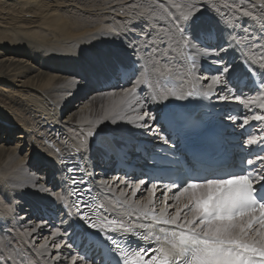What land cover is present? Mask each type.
I'll return each mask as SVG.
<instances>
[{
    "label": "bare ground",
    "instance_id": "6f19581e",
    "mask_svg": "<svg viewBox=\"0 0 264 264\" xmlns=\"http://www.w3.org/2000/svg\"><path fill=\"white\" fill-rule=\"evenodd\" d=\"M189 4L199 10L193 18L202 13L203 20L216 26L224 51L214 48L208 53L193 46L190 34L182 35L179 26ZM261 5L264 0H0V134L6 142L18 137L12 148L0 145V264H73V259L76 264H92L72 244L79 238L84 243L91 239L88 220L95 224L115 220L116 225L132 227L136 235L123 233L124 239L132 253H142L150 242L143 236L156 237L153 227L168 226L157 223L164 197L170 206L164 218H171L177 208L189 203V194L180 195L182 190L175 188L169 191L164 183L149 182L147 177L134 182L135 174L127 178L114 172L117 149L136 166L146 160L128 144V138L112 134L142 141L148 152L160 145L173 148L157 136L164 137L160 116L166 103L177 102L188 92L213 94L214 105L223 115L230 105L239 104L247 123L236 129L241 132L252 125L250 139L262 143L264 120L253 117L264 115V94L247 88L243 91L247 99L241 104L233 98V88L229 100L222 101V84L210 89L211 75L200 76L198 65L194 72L184 65L188 54L198 58L211 54L214 67L231 63L244 79L249 78V69L264 79ZM245 11L251 16H244ZM51 43L59 46L51 50L56 54L46 65L26 50ZM109 54L123 62L126 67L121 70L130 69L133 61L139 65L130 85L110 87L115 74L86 72ZM221 57L222 63L214 62ZM72 63L80 64V69L70 70ZM168 79L172 82L166 85ZM132 87L135 98L125 97L124 92ZM84 89L95 91L88 101L72 106L77 97H84ZM103 101L108 102L105 108L99 106ZM71 107L68 119L61 121L63 109ZM113 111L119 112L115 120L108 116ZM144 112L155 118L148 120L151 129L141 127L145 121L139 117ZM220 120L229 125L225 117ZM89 131L92 136L87 135ZM208 142L217 147L212 138ZM27 167L39 168L44 176L26 172ZM52 179L46 186L45 181ZM141 180L145 181L142 185ZM152 184L157 186L154 193ZM141 201L155 212L146 216L138 212L135 206ZM46 208L54 210V218L48 217ZM187 212L183 209L182 218ZM49 226L54 227L52 231ZM89 248L83 244L80 250L84 254Z\"/></svg>",
    "mask_w": 264,
    "mask_h": 264
},
{
    "label": "snow or ice",
    "instance_id": "6c2138e0",
    "mask_svg": "<svg viewBox=\"0 0 264 264\" xmlns=\"http://www.w3.org/2000/svg\"><path fill=\"white\" fill-rule=\"evenodd\" d=\"M188 7L190 10L183 15L179 26L182 35L190 34L193 46L195 42H206L207 47H215L218 51H224L223 44L220 43L221 35L216 26L212 22L203 20L202 13L193 18V12L199 10L193 4H189ZM243 15L251 16V13L245 11ZM252 19L255 20L256 17L253 16ZM213 40L216 41L215 44L212 43ZM261 60H264V57H261ZM222 61L223 57L220 58V61L214 62L222 63ZM124 67L126 66L122 61L109 54L101 57L98 63L92 68L86 69V72H111L120 75L121 69ZM260 67L264 68V63H261ZM225 74L226 79L222 80V76ZM248 76L249 81L245 87H250L259 94H264V79H261L257 84L251 78L250 72ZM243 81L244 76L237 74L234 66L222 64L221 67L216 68V74L211 77L208 87L211 89L213 85L222 84L219 96L222 101L229 100L228 94L233 93L234 88L233 98L244 104L247 97H244L240 87ZM135 93L136 88L132 87L124 92V96H131L134 99ZM159 95L163 98V94ZM187 95L191 96L192 92H188ZM128 103L131 104L132 100H129ZM140 107L142 108L143 105ZM108 116L115 120L119 116V112H110ZM139 118L145 121L141 127L147 129L153 127L152 124L148 123V120L155 119L150 113L144 112ZM230 119L235 120L236 118L230 117ZM253 119L264 120V115H256ZM244 123H247V119L244 120ZM87 135L92 136L93 133L89 131ZM157 136L164 144H169L167 137H160L159 133ZM85 143L86 141L82 142L81 146ZM248 143L250 145L256 144V138L249 139ZM254 161L258 162L254 167L229 177L207 178L202 183L184 181L187 187L178 185L183 187L180 195L189 194V203H185L182 208H177L171 218H164L167 216L170 207L167 205V196H165V207L161 209L157 223L175 226L180 231H173L170 237L165 236L163 245L158 249L159 255L145 261V264H264V170H261V166L264 165V150L257 153L253 159H247L246 164L252 166ZM144 183L143 180L139 182L140 185ZM173 186L175 185H164L169 191L172 190ZM156 187L155 184H152L151 191L153 193ZM134 195L135 193H133ZM177 200H179V196H177ZM151 203L152 200L149 199L148 204ZM100 207L103 208L104 206L101 205ZM135 207L138 212L145 216L155 212L154 208L150 209L142 201ZM183 209H188L184 218L181 216ZM153 218L156 219L155 216ZM116 223L115 220H108L106 224H103V227L109 228L111 232H116L117 227H114ZM257 225L258 229L256 228ZM90 227L96 228L97 225L90 223ZM118 227L125 234L136 235L132 232V227L124 224H120ZM148 238V235L143 236L145 240ZM107 239L119 250L123 264H136L135 257L137 256L143 259V255L137 252L130 260L128 253L120 248L119 242L114 237L108 236ZM155 239L160 241L161 237L157 235ZM73 264H76L75 259H73Z\"/></svg>",
    "mask_w": 264,
    "mask_h": 264
},
{
    "label": "rangeland",
    "instance_id": "374dc122",
    "mask_svg": "<svg viewBox=\"0 0 264 264\" xmlns=\"http://www.w3.org/2000/svg\"><path fill=\"white\" fill-rule=\"evenodd\" d=\"M56 44L57 43H51V44H37V46L35 45V47L33 46V47H31L30 48V46L29 47H26V50H27V52H29V54L30 55H32L35 59H37L38 61H40L41 63H43L44 65H46V61H49L50 60V56L51 55H54L53 53H55V52H51V50L53 49V48H58V44H57V46H56ZM0 47L2 48L3 47V44H0ZM56 54V53H55ZM49 59V60H48ZM66 62L67 63H71L70 62V58L68 59L67 58V60H66ZM74 66L72 67L71 66V68H70V70L71 69H73V68H76V69H80V67H78L80 64H75V63H72ZM199 75L201 76L202 75V73H199ZM84 88V87H83ZM79 89H82V87H79ZM70 91V90H69ZM95 91V90H94ZM94 91H91V90H89L88 91V93H86V89H84L81 93L82 94H85L84 95V97H77L73 102H72V106H74V105H80V104H83L85 101H88L89 99H90V96L89 95H91ZM73 92H67L66 91V94L67 95H73L72 94ZM81 98V99H80ZM108 104V102L107 101H103V103L101 104V105H99L101 108H105L106 107V105ZM71 109H72V107L70 108V109H63V110H65V113L63 112V115H62V118H61V121H65V119H68V116L70 115V114H68V112L69 111H71ZM1 132V131H0ZM17 133H19V132H15V135L17 134ZM126 133V132H125ZM126 134H128V133H126ZM1 136H0V145L1 144H3L4 146L5 145H7V146H9V148H12L13 146H16L17 145V140L18 139H16V138H18V137H16V136H12L10 139H8V141L6 142V139L4 140V138H5V135L4 134H0ZM8 137V136H7ZM9 144V145H8ZM37 170H40L39 168L38 169H32V168H30V167H27L26 168V172L28 171V173L29 172H34V173H36L37 174V176H41V178H42V176H44L43 175V173H42V171H37ZM44 171H46V168L45 169H43V172ZM138 179H140V178H135L134 179V182H137L138 181ZM40 182H42V179L40 180ZM39 182V183H40ZM54 182V180L52 179V180H50L49 182L48 181H45V185L46 186H50L49 184H52ZM42 184V183H41ZM50 228H51V231L53 230V228H52V226H49Z\"/></svg>",
    "mask_w": 264,
    "mask_h": 264
}]
</instances>
